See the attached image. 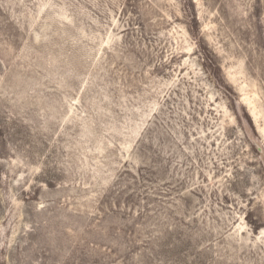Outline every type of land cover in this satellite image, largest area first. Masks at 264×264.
<instances>
[{"label": "rangeland", "instance_id": "1", "mask_svg": "<svg viewBox=\"0 0 264 264\" xmlns=\"http://www.w3.org/2000/svg\"><path fill=\"white\" fill-rule=\"evenodd\" d=\"M0 264H264V0H0Z\"/></svg>", "mask_w": 264, "mask_h": 264}]
</instances>
